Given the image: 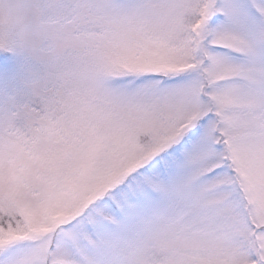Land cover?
I'll list each match as a JSON object with an SVG mask.
<instances>
[{
    "label": "snow or ice",
    "instance_id": "6c2138e0",
    "mask_svg": "<svg viewBox=\"0 0 264 264\" xmlns=\"http://www.w3.org/2000/svg\"><path fill=\"white\" fill-rule=\"evenodd\" d=\"M0 264H264V0H0Z\"/></svg>",
    "mask_w": 264,
    "mask_h": 264
}]
</instances>
